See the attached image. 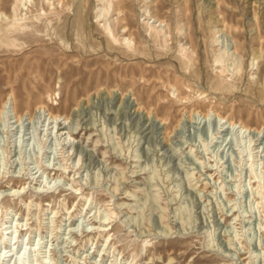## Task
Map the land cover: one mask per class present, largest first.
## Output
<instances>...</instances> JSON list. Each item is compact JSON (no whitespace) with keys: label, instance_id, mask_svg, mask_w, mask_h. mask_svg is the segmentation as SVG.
<instances>
[{"label":"rangeland","instance_id":"374dc122","mask_svg":"<svg viewBox=\"0 0 264 264\" xmlns=\"http://www.w3.org/2000/svg\"><path fill=\"white\" fill-rule=\"evenodd\" d=\"M20 2L0 109L35 116L0 123V264H264V0Z\"/></svg>","mask_w":264,"mask_h":264},{"label":"bare ground","instance_id":"6f19581e","mask_svg":"<svg viewBox=\"0 0 264 264\" xmlns=\"http://www.w3.org/2000/svg\"><path fill=\"white\" fill-rule=\"evenodd\" d=\"M3 1H5V0H0V6H1V3H3ZM21 4H22V0H21V2H20ZM236 48V47H235ZM236 50V49H235ZM235 52V51H234ZM223 55L220 53V54H218L217 56H216V59H215V62L216 63H221L222 62V60H223ZM12 95V94H11ZM10 95V96H11ZM16 99V98H15ZM4 103H3V105H2V107H1V109H0V123H1V121L5 118V116H6V113H7V107H8V105H11L12 106V110H13V114H14V117L16 118V122L17 123H21V121H22V119L25 117V116H27L28 117V119L29 120H33V118H34V116H31L28 112H26L25 114H20V113H18L17 111H16V107H14L15 105H13V98H12V96L11 97H9L6 101L4 100L3 101ZM16 103V102H15ZM37 112H40V111H46V108L45 107H38L37 109ZM20 112V111H19ZM34 114H36V113H34ZM210 114H211V110H209L207 113H202V112H200V111H197V112H195V111H191V112H186V117H188L189 119H194L195 117H197V116H201V117H203V118H208L209 116H210ZM40 115V114H39ZM48 119H51L52 120V122L54 123H56V124H58L59 126H61L62 125V122H61V119H63L64 121H67V118L66 117H62L61 115H58V114H56V115H52V114H50V113H48ZM218 118H220L221 119V121H223L224 123H226V124H228L229 126L228 127H230L231 129H233V130H237V131H239L240 132V134L241 133H247V132H251V131H253V130H251V129H249L248 127H246V126H244V125H242V124H238V123H234V122H231L230 120H227L226 118H224V117H218ZM61 129H58V132L60 131ZM256 130V129H255ZM20 189V188H19ZM10 190V194L13 192L14 193V188H12V189H9ZM2 191H0V193H1ZM9 194V195H10ZM101 226H104L102 223L100 224ZM18 228V227H17ZM100 231H105V230H103V229H101ZM32 233V232H31ZM30 239V238H29ZM23 243V242H22ZM16 244V243H15ZM39 244V243H38ZM12 246H16V245H12ZM9 247H11V246H9ZM12 249V248H11ZM10 251V250H9ZM20 251V250H19ZM26 254H28L27 253V251L26 250H24L23 252H19L18 254H17V256L15 257V264H26V262H27V259H26ZM3 256H7V254L6 255H3V254H0V259L3 257ZM11 258H13V257H11ZM30 258V257H29ZM38 260V259H37ZM45 260V259H44ZM44 260L42 261L41 260V264H48L47 262H44ZM35 261V260H34Z\"/></svg>","mask_w":264,"mask_h":264}]
</instances>
